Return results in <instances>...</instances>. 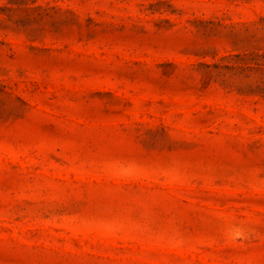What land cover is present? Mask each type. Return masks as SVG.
Instances as JSON below:
<instances>
[{"label": "rangeland", "instance_id": "obj_1", "mask_svg": "<svg viewBox=\"0 0 264 264\" xmlns=\"http://www.w3.org/2000/svg\"><path fill=\"white\" fill-rule=\"evenodd\" d=\"M0 264H264V0H0Z\"/></svg>", "mask_w": 264, "mask_h": 264}]
</instances>
